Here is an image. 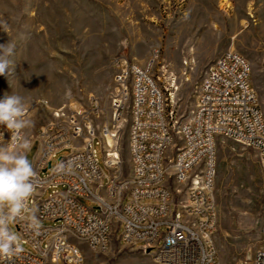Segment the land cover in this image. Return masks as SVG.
I'll return each instance as SVG.
<instances>
[{"label":"built area","instance_id":"built-area-1","mask_svg":"<svg viewBox=\"0 0 264 264\" xmlns=\"http://www.w3.org/2000/svg\"><path fill=\"white\" fill-rule=\"evenodd\" d=\"M114 65L109 122H104L99 100L91 98L88 106L52 112L51 119L36 130L32 142L38 144L33 162L35 192L24 215L35 210L40 221L60 226H41L36 235L24 222L15 224L28 249L0 264H83L72 238L92 250L105 251L113 236L130 249L150 254L157 264H217V139L256 151L264 169V113L250 83L249 62L234 51L219 55L206 68L195 107L182 121L169 107L168 89L152 74L153 61L141 67L118 57ZM259 66L264 74V57ZM126 117L132 167L128 191L126 182L120 181L115 141V127ZM0 133V144L9 143L11 132L6 126L0 125ZM96 144L107 174L95 158ZM64 150L71 152L52 165ZM61 162L65 170L57 172ZM59 187L63 192L43 198L47 190ZM101 191L106 198L99 196ZM79 199L91 200L97 207L88 208ZM235 264H264V246Z\"/></svg>","mask_w":264,"mask_h":264},{"label":"rangeland","instance_id":"rangeland-1","mask_svg":"<svg viewBox=\"0 0 264 264\" xmlns=\"http://www.w3.org/2000/svg\"><path fill=\"white\" fill-rule=\"evenodd\" d=\"M0 22L8 25L0 28V43L15 45L10 73L0 76V99L14 92L30 109L34 126L25 129L24 136L31 145L27 156L32 164L38 150L32 143L36 130L52 112L85 107L95 98L105 110L104 122H109L108 95L118 57L141 67L153 61L152 74L168 89L169 107L182 121L195 107L206 68L222 53L234 51L249 62L250 83L264 113L259 66L264 57V0H0ZM128 129V117L115 127L120 181L126 182V191L132 175ZM94 150L107 174L100 145ZM70 152L58 153L52 165ZM55 191L63 189L47 190L43 198ZM99 196L106 198L104 191ZM214 199L217 264L251 258L264 246V169L256 151L217 139ZM79 202L97 207L91 200ZM10 227L21 243L15 224ZM72 242L80 248L83 264H157L150 254L130 249L114 236L105 251L92 250L75 238Z\"/></svg>","mask_w":264,"mask_h":264},{"label":"clouds","instance_id":"clouds-1","mask_svg":"<svg viewBox=\"0 0 264 264\" xmlns=\"http://www.w3.org/2000/svg\"><path fill=\"white\" fill-rule=\"evenodd\" d=\"M5 22H0V28L7 29ZM15 45L8 41L0 43V76L10 73ZM0 125L6 126L11 132L9 143L0 144V261H11L19 257L24 248L10 225L24 222L27 228L39 235L41 223L32 210L28 212V201L35 192L33 179L36 176L33 164L29 161L27 151L31 145L24 136V130L34 126L27 118V106L19 94L12 92L0 99ZM0 139L3 134L0 133ZM65 164L61 162L56 171L63 172Z\"/></svg>","mask_w":264,"mask_h":264},{"label":"bare ground","instance_id":"bare-ground-1","mask_svg":"<svg viewBox=\"0 0 264 264\" xmlns=\"http://www.w3.org/2000/svg\"><path fill=\"white\" fill-rule=\"evenodd\" d=\"M224 1H225V0H224ZM226 4H227V3H224L222 7H226ZM251 17H252V16H251ZM242 24L245 25V23H242ZM106 144H108L110 147L112 146V142H111V140H110L109 138H107V140H106Z\"/></svg>","mask_w":264,"mask_h":264},{"label":"water","instance_id":"water-1","mask_svg":"<svg viewBox=\"0 0 264 264\" xmlns=\"http://www.w3.org/2000/svg\"><path fill=\"white\" fill-rule=\"evenodd\" d=\"M49 166H50V165L47 166L46 170L49 169ZM46 170H44L43 172H45Z\"/></svg>","mask_w":264,"mask_h":264}]
</instances>
